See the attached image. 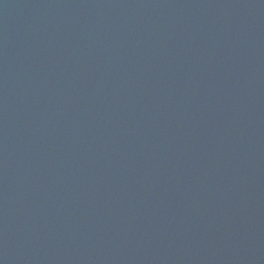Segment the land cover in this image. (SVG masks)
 Returning <instances> with one entry per match:
<instances>
[{
    "label": "water",
    "instance_id": "water-1",
    "mask_svg": "<svg viewBox=\"0 0 264 264\" xmlns=\"http://www.w3.org/2000/svg\"><path fill=\"white\" fill-rule=\"evenodd\" d=\"M0 264H264V0H0Z\"/></svg>",
    "mask_w": 264,
    "mask_h": 264
}]
</instances>
